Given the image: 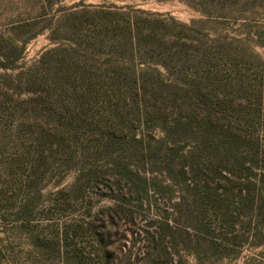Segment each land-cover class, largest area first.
<instances>
[{
	"label": "trees",
	"instance_id": "obj_1",
	"mask_svg": "<svg viewBox=\"0 0 264 264\" xmlns=\"http://www.w3.org/2000/svg\"><path fill=\"white\" fill-rule=\"evenodd\" d=\"M181 1L209 22L252 24L257 32L250 40L264 48V0ZM62 14L64 24L70 22L68 45L44 52L26 72V85H41L34 90L43 93L41 100L52 96L46 109L56 117L54 130L46 131L48 140L38 145V160L47 163L60 155L67 167L74 163L76 150L86 149L80 142L84 134L78 135L86 126L89 157L94 162L106 157L123 184L117 202L124 208L109 209V220L133 225L131 207L146 212L153 195L171 194V187L180 193L170 207L172 220L147 225L142 256L124 257L121 264H171L174 258L183 264L184 254L223 259L248 236L260 245L264 62L249 39L211 36L196 23L133 5L75 4ZM72 32L89 40V70L72 54ZM95 173L89 171V184L97 182ZM31 203L17 212L26 225L38 214ZM80 228L58 224L56 236L40 247L54 249L71 264H86L74 243ZM93 236L89 264H113L116 257L103 256L104 237L95 231Z\"/></svg>",
	"mask_w": 264,
	"mask_h": 264
},
{
	"label": "rangeland",
	"instance_id": "obj_2",
	"mask_svg": "<svg viewBox=\"0 0 264 264\" xmlns=\"http://www.w3.org/2000/svg\"><path fill=\"white\" fill-rule=\"evenodd\" d=\"M75 4L133 5L146 12L171 16L182 24L196 23L211 36H240L249 39L251 49L264 62V48L250 40L253 32H257L255 26L243 22L206 21L196 9L181 0H0V264L73 263L66 258L64 262L54 249L40 247L41 242L46 244L45 240L56 236L57 225L63 223L81 227L74 243L78 250L84 251L86 264H89L86 253L96 248L94 231L104 237L103 256L116 257L113 264H121L127 256L139 259L146 245L142 240L146 238L147 225L170 222L173 213L170 207L180 195L169 183L161 182L160 185L169 186L174 192L153 195L146 212L131 207L133 225H125L121 218L109 220V209L117 212L124 208L117 202L124 196L123 184L113 176L106 157L96 162L89 157L86 126L78 133L84 134L80 142L86 149L76 150L74 163L67 167L60 155L47 163L38 160V145L48 140L46 131L54 130L56 117L46 109L49 107L45 100H51L52 96L45 94L41 100L43 93L39 95L34 91L41 89V85H26V72L44 52L58 45H68L65 38H68L70 22L64 24L62 13L63 9ZM72 34V54L79 66L89 70V40L83 32ZM38 67L41 73H47L46 67ZM44 137L45 142L42 141ZM89 171L96 172L97 182L89 184ZM162 179L156 178L157 181ZM32 182L37 184L35 188L28 186ZM83 185L85 187L76 192ZM171 195L173 198L169 200ZM31 200L38 214L26 225L18 220L17 212ZM48 207L53 209L49 212ZM44 214H52V217H44ZM210 219L214 223V218ZM257 242L258 239L248 236L247 241L238 242L239 247L230 249L223 259L207 254L198 258L184 254L183 264H264V241L260 245H256ZM171 262L175 264L177 259Z\"/></svg>",
	"mask_w": 264,
	"mask_h": 264
}]
</instances>
